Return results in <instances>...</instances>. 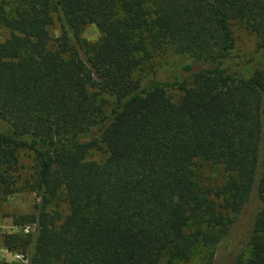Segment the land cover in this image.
<instances>
[{
	"label": "trees",
	"instance_id": "1",
	"mask_svg": "<svg viewBox=\"0 0 264 264\" xmlns=\"http://www.w3.org/2000/svg\"><path fill=\"white\" fill-rule=\"evenodd\" d=\"M233 22L256 36L249 76ZM0 28V204L35 195L2 237L24 260L0 264H212L248 205L232 264H264V0H0ZM161 50L183 57L165 82L143 72Z\"/></svg>",
	"mask_w": 264,
	"mask_h": 264
},
{
	"label": "rangeland",
	"instance_id": "2",
	"mask_svg": "<svg viewBox=\"0 0 264 264\" xmlns=\"http://www.w3.org/2000/svg\"><path fill=\"white\" fill-rule=\"evenodd\" d=\"M234 35V45L229 53L228 65L230 70L236 71L243 76H249L255 68L256 36L239 22L231 25ZM49 32L52 38L60 33L59 22L55 19L50 26ZM9 34L5 28H0V39ZM82 41L95 42L100 38V33L93 23H88L80 32ZM183 57L176 55L172 50L156 51L151 59V67L143 72H151L160 82L169 81L177 72ZM173 96L178 91L169 90ZM101 152L91 153L92 158H99ZM196 172L203 185L216 186L221 184L225 178L224 171L218 166H212L207 162L198 161ZM35 195L33 192L22 191L12 194L0 204V261L19 262L24 258L21 254L7 250L3 243V234L19 230L13 224L12 214L31 213L34 211ZM64 207V206H63ZM257 209L252 205L244 208L238 215L228 233L227 241L221 247H217L212 264H232L240 254H246V246L252 228V218ZM205 250L197 248L187 259H174L176 264H206Z\"/></svg>",
	"mask_w": 264,
	"mask_h": 264
}]
</instances>
